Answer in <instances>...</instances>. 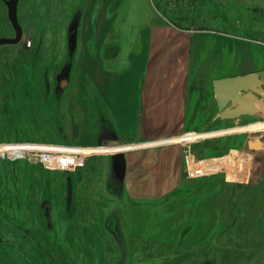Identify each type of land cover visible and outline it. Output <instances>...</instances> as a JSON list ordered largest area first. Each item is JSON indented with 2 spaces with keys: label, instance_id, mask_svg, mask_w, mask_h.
<instances>
[{
  "label": "rangeland",
  "instance_id": "1",
  "mask_svg": "<svg viewBox=\"0 0 264 264\" xmlns=\"http://www.w3.org/2000/svg\"><path fill=\"white\" fill-rule=\"evenodd\" d=\"M112 1L137 4V9L123 10L126 23L139 24L146 15L199 32L193 37L188 105L195 121L180 134L259 120V116L219 120L211 79L264 69V0ZM100 2L19 0L22 38L0 46V142L96 146L103 129L112 128L95 79L86 75L90 65L101 73L112 68L106 52L99 54L87 44V37L96 33L86 25L96 14L89 6ZM76 12L80 20L70 55L69 27ZM5 13L0 1V36L12 37ZM67 62L69 85L56 94L49 83H55ZM257 140L263 149H249V141ZM231 150L251 157L246 181H228L223 170L195 176L187 170V156L197 161ZM124 153L122 189L112 179L109 153L90 156L84 168L71 173L22 159L0 160V211L12 213L15 223L28 227L46 245L55 241L54 248H46L66 264H264V131ZM173 179L179 180L178 186L164 182ZM6 197H13V203L4 201ZM43 198L52 204V229L41 208ZM5 226L0 216V228ZM34 252L31 262L38 261L39 253ZM5 257L1 251L0 264Z\"/></svg>",
  "mask_w": 264,
  "mask_h": 264
},
{
  "label": "crops",
  "instance_id": "2",
  "mask_svg": "<svg viewBox=\"0 0 264 264\" xmlns=\"http://www.w3.org/2000/svg\"><path fill=\"white\" fill-rule=\"evenodd\" d=\"M111 2L91 3L89 8L96 14L89 16L86 24L96 29V33L87 37V44L99 54L106 52L112 63L109 65L112 68L105 67L107 73L102 71L104 65L102 73L94 71L97 67L94 65L86 71L89 78L95 79V89L108 109L112 125L110 129H103L102 141L116 136L120 143H134L179 135V131L186 130L187 123L195 121L188 105L195 49L193 37L199 32L187 25L146 15L139 24L126 23L123 10L137 9V4ZM144 12L143 9L141 13ZM89 48L86 49L88 57ZM216 111V117L221 120L217 107ZM244 117L248 116L238 119ZM178 181L164 182L168 187H176Z\"/></svg>",
  "mask_w": 264,
  "mask_h": 264
},
{
  "label": "water",
  "instance_id": "3",
  "mask_svg": "<svg viewBox=\"0 0 264 264\" xmlns=\"http://www.w3.org/2000/svg\"><path fill=\"white\" fill-rule=\"evenodd\" d=\"M18 0H7L9 19L15 30L14 37H0V45L17 43L21 38V28L17 22ZM77 26L76 23L69 27L68 47L69 53H73L76 48ZM212 89L219 118L238 119L241 116L254 117L260 112H264V69L238 74L234 76L222 77L212 82ZM116 136H110L99 145L115 147L120 145ZM248 148L252 150L263 149V142L257 140L254 143L249 141ZM112 179L118 188H123L126 174V157L124 152L111 154Z\"/></svg>",
  "mask_w": 264,
  "mask_h": 264
},
{
  "label": "flooded vegetation",
  "instance_id": "4",
  "mask_svg": "<svg viewBox=\"0 0 264 264\" xmlns=\"http://www.w3.org/2000/svg\"><path fill=\"white\" fill-rule=\"evenodd\" d=\"M0 1L2 2V5L6 10L5 13L6 18L14 31V35L12 36L14 37L15 30L13 28L12 22L9 19L8 6L6 4L7 0H0ZM18 3L19 0L17 2V7H18ZM17 7H16V14H17V22L19 24ZM79 20H80V14L76 12L73 17L71 25L76 23V26H78ZM22 34L23 31L21 28V38H22ZM0 37H9V36H0ZM3 45H7V44H3ZM72 54L73 53H70V55ZM70 69H71V63L68 62L65 63V65L60 70V72L57 75H55V83H53L52 85L49 83V86L55 90L56 94L63 93L65 88L69 85ZM107 137H109V135H107ZM3 200L8 203H13L14 198L6 197ZM40 203L42 205L41 208L43 210L44 216L48 217V221H47L48 229H52L50 223V217H49L52 210L51 201L43 198L41 199ZM0 216L5 220L6 223L5 227L0 228V252L3 251L6 255L5 257L6 262H4V264H33L34 262L37 264H46L45 263L46 258H48L49 264H53V261H57L58 264H66L64 260H62V257L58 255L56 251L49 252L47 250V248L50 249L55 247L54 245L55 241H52L51 243L46 245L45 241L40 240L39 236H37L36 233L31 232L28 227H25L22 224L15 223L13 220L12 213L6 214L0 211ZM31 244L33 245V249H35L36 252H38L40 255V256L38 255V261L31 262V260H33L31 258V254L32 255L35 254L34 252L35 250L31 249Z\"/></svg>",
  "mask_w": 264,
  "mask_h": 264
},
{
  "label": "bare ground",
  "instance_id": "5",
  "mask_svg": "<svg viewBox=\"0 0 264 264\" xmlns=\"http://www.w3.org/2000/svg\"><path fill=\"white\" fill-rule=\"evenodd\" d=\"M257 116H259L258 121H254L245 125L239 124L230 128L205 132L182 133L179 135L149 141L121 143L115 147L93 146V151L100 154H111L116 152L132 151L138 148L155 147L166 143L195 141L202 138L217 137L238 132L264 131V112H260L257 114ZM10 149L15 150L18 148ZM186 158L187 170L193 176L223 170L226 173V178L228 181H238L240 179L246 181L252 170L250 155L239 150H231L228 154L221 157L206 158L197 161L193 160L190 156H187Z\"/></svg>",
  "mask_w": 264,
  "mask_h": 264
},
{
  "label": "built area",
  "instance_id": "6",
  "mask_svg": "<svg viewBox=\"0 0 264 264\" xmlns=\"http://www.w3.org/2000/svg\"><path fill=\"white\" fill-rule=\"evenodd\" d=\"M10 148L18 149L11 150ZM93 150V146H69L41 142H0V160L22 159L47 170L71 173L84 168L90 156L100 154Z\"/></svg>",
  "mask_w": 264,
  "mask_h": 264
}]
</instances>
